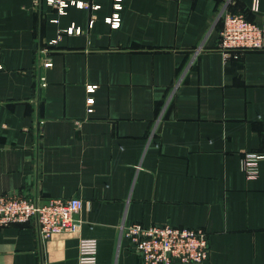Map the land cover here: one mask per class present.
Listing matches in <instances>:
<instances>
[{
	"label": "crops",
	"instance_id": "0c3cea01",
	"mask_svg": "<svg viewBox=\"0 0 264 264\" xmlns=\"http://www.w3.org/2000/svg\"><path fill=\"white\" fill-rule=\"evenodd\" d=\"M82 1L0 0V194L83 201L74 233L0 228V264H78L82 237L144 264L133 222L204 229L196 264H264V158L242 169L264 153V48L215 47L224 8L264 39V0Z\"/></svg>",
	"mask_w": 264,
	"mask_h": 264
},
{
	"label": "built area",
	"instance_id": "2783aa9c",
	"mask_svg": "<svg viewBox=\"0 0 264 264\" xmlns=\"http://www.w3.org/2000/svg\"><path fill=\"white\" fill-rule=\"evenodd\" d=\"M47 4L64 12L69 5L87 7L88 2L82 0H46ZM97 7V5L95 6ZM119 14L114 13L106 18L112 25L117 24ZM221 29L215 47L227 56L235 52L261 50L264 48L263 29L255 22L247 19L240 12L224 8L220 12ZM69 33L80 30L70 28ZM60 38V36H58ZM56 41V40H54ZM51 62L46 60L45 66ZM0 61V68H1ZM93 86H88L92 90ZM92 98L87 99V104ZM90 111L91 108H88ZM264 153L246 152L242 157V169L247 176H255L258 161ZM80 197H52L40 199L34 196H23L17 193L0 194V228L14 222L33 220L39 235L48 238L55 233L79 231L81 220L78 213L82 209ZM122 235L130 246L136 250L144 264H196L209 256L207 234L202 228L178 227L168 223L143 225L138 222L123 224ZM98 244L95 238L82 237L78 245V264H103L97 259Z\"/></svg>",
	"mask_w": 264,
	"mask_h": 264
}]
</instances>
